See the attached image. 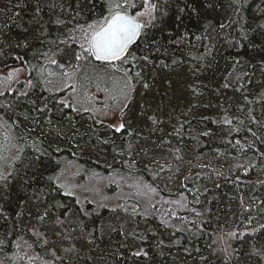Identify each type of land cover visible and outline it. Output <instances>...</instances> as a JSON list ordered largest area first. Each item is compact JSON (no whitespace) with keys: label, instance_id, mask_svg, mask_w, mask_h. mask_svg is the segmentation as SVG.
I'll use <instances>...</instances> for the list:
<instances>
[{"label":"trees","instance_id":"trees-1","mask_svg":"<svg viewBox=\"0 0 264 264\" xmlns=\"http://www.w3.org/2000/svg\"><path fill=\"white\" fill-rule=\"evenodd\" d=\"M17 3L27 6L14 7ZM33 3L34 0H0V10L20 13V18L17 20L19 27L13 26L11 30H6L5 34L0 36V41L13 44L16 41H29L33 44V48L40 47L34 39L35 36L40 35L39 26L31 22ZM202 3L203 0H193L197 8H200ZM258 3H264V0H258ZM65 5L72 9L76 7L75 0H65ZM173 12L174 9L169 17L165 18V23L162 25L164 31L154 30L160 52H149L142 46L136 53L138 56L149 55V62L140 61L133 69V72H140L141 79L139 82H134L135 91L130 93L132 97L119 117L120 124L125 125L123 131L116 132L115 127L117 126L104 121L98 123L100 119L83 111L79 115L73 113L71 121L56 119L54 118L56 109L51 104L49 107L52 112L49 115L53 116L52 125L46 122L33 125L32 119L46 121L48 117L36 112L29 113L28 109L32 107L27 102L29 98H19L24 103L17 107V113L21 119L23 115L30 117V120L23 121L19 131L23 132L26 126L34 128L35 134L28 140L29 144L38 137H46L43 146L47 147L51 142L52 148L48 149L49 152L57 146L62 149L60 153H55L56 159L61 161L58 171L63 169L62 181L71 185L73 189L78 187V182L82 181L83 177H92V183L96 182V178L100 180L102 177L112 176L119 178L127 185H135L134 182L143 181L157 187L158 193H150L148 196L138 195L137 188L133 186L125 193L129 200L127 202L124 199L119 200L128 205L137 202L147 205L150 197L151 202L157 203L159 211L155 217H150L147 227L156 230L159 220L167 218L168 211L186 217V221L193 219L197 221V226L194 227L186 221L173 219L171 223L175 227L160 228L154 239L151 233L148 234L149 239L146 242L134 240L131 235L126 239L125 236L110 229H119L123 225L125 232H143L146 225L140 217H136L135 222H132L122 211L119 215L109 212L108 209L121 205L117 204L115 199L110 200L111 203L103 201L102 203L107 207L102 208L98 207L101 204L98 201L100 197L94 198L91 194L79 197L75 193L76 198L81 202L80 206L98 210L99 215L94 216L93 220L95 226L102 228L104 232L99 249L91 252L85 248L80 264H205L201 260L202 255L209 256L211 264H223L217 254L210 255L211 249L223 247L227 241L232 248L237 249L236 255H239L243 248L242 242L228 241L226 233L239 232L248 226L249 213L243 210L244 207H251L250 214L257 219L261 216L259 209H264V204H261V201H264V184L259 182L264 180L262 166L257 164L255 169L245 174L244 169L236 167L238 163L247 164V159L243 154L231 152L225 156H217L214 151L219 148L221 152H225L222 140L242 138L246 135L247 121L244 125H240L234 119L233 126L239 127L241 131L239 134L232 133L231 135H228V126L222 125L220 121L226 114L243 119L244 114L238 110L244 106L243 97L247 95L249 100L255 102L260 93L264 92V75L258 68L251 76V83H249V77L244 75L245 72L253 71L251 65L259 61V55L252 50L250 45L234 48L224 44L223 41L216 45L211 55H208L207 49L201 47L200 42L195 39L201 34L200 21L197 17L186 15L183 22L179 23L175 20ZM205 14L209 18L215 15L211 10H205ZM5 18L6 16L0 12V22ZM47 18L48 13L45 9L43 19L47 20ZM228 33H230L229 38L236 35L232 29H228L225 34ZM169 34L175 42L169 43ZM183 34H187V38L181 40L180 37ZM255 40L259 44L261 38L257 36ZM211 43L212 41L209 40L203 41L206 46ZM33 48H10L5 44L0 51V69L21 65L28 68L29 79L34 78L36 73L31 65L37 64V59L33 58ZM254 56L255 59H253ZM16 57H23L24 62L22 63ZM173 60L180 63L173 64ZM236 60L240 63L236 64ZM162 61L163 64L169 66L164 67ZM226 81L231 84L228 88L223 87ZM144 83L149 85L147 89L143 88ZM41 92V88L35 89V94L30 99L40 96L41 106H43V96H47L48 93L43 92V95H40ZM17 99L14 95L0 96V104H15ZM247 107L255 108L257 114L260 111V106L255 103ZM147 116H155L161 123L154 126ZM181 125H183L181 136L169 135ZM56 129L62 131L61 136L56 135ZM205 131L215 133L211 141L209 137L202 135ZM161 137L165 141L170 140L172 146L181 148L183 162L175 161L169 156L168 145H165L163 150L156 147L160 142L158 138ZM0 143H3L2 138H0ZM129 145L132 147L129 148ZM145 151H147V156L144 155ZM121 152L123 156L119 154ZM248 155L251 156V153ZM133 156L137 161V166L129 170L126 162ZM233 156L236 157L235 160L232 159ZM151 157L159 159L161 163L167 159L173 171L171 173L165 171L161 173V178H157L155 167L148 163ZM252 160L256 163L254 157ZM208 162H210L209 167L202 166ZM177 168L179 171H176ZM213 169L222 172L223 176H216ZM51 174L50 170L45 171L43 177L38 176L27 182L17 179L4 193H0V196L6 197V200H0V203H4L9 216L6 221L0 220V237L12 232L14 221L17 230L24 227L27 223L28 212L31 210V204L28 203L29 198L41 195V190L48 191L45 187L46 177ZM28 175L31 176V172ZM169 176H171L170 180ZM209 176H211L210 179ZM184 184L192 191L189 192L182 188ZM216 184H219V187H216ZM105 188L109 192L108 188ZM196 189L200 190L199 203L195 202ZM181 192L186 196V202H191L190 208H195L197 211L208 210L203 217L195 218L191 212L163 203L164 200L179 199ZM52 195H55L58 201L73 203L72 197H63L54 192ZM241 200H243V206ZM20 211L24 212L22 220L15 216ZM252 222L255 223V220ZM201 224L203 232L198 231ZM220 237H224V240H220ZM159 240H163V245L157 248L156 244ZM176 241L178 243H174ZM213 241L216 243L213 244ZM124 245L127 247H123ZM140 247L148 251V257L132 255V252L139 250ZM23 250L27 251L26 246ZM117 250L123 255V259L119 255L115 257L111 255ZM12 251H9L8 255H11ZM3 255L0 253V259ZM93 256L94 260L91 259ZM5 264L8 262L6 261ZM19 264H25V262L20 261ZM232 264H236V261L233 260Z\"/></svg>","mask_w":264,"mask_h":264},{"label":"snow or ice","instance_id":"snow-or-ice-1","mask_svg":"<svg viewBox=\"0 0 264 264\" xmlns=\"http://www.w3.org/2000/svg\"><path fill=\"white\" fill-rule=\"evenodd\" d=\"M75 4L76 7L72 9L66 7L65 0H34L31 22L39 26L40 35L34 37L40 45L38 48H33V44L29 41H16L14 44L0 41V51L5 44L10 48H33V58L37 59V64L31 65L36 75L26 82V91L0 92V96L14 95L18 98L15 104H0V138L3 140V143H0V193H4L17 179L27 182L38 176L43 177L45 171L50 170L52 173L46 177L45 187L48 191L41 190V195L29 198L28 203L31 204V210L28 212L27 223L24 227L17 230L14 221L12 232L0 237V253L4 254L0 259V264H5L6 261L8 264H19L20 261H24L25 264H80L83 250L85 248L91 252L98 250L104 235L103 229L97 228L93 220L94 216L99 215L98 210L80 206L81 202L76 198L72 186L62 181L63 169L58 171L61 161L55 156V153H60L62 149L57 146L49 152L48 149L52 148V143L49 142L47 147H44L46 137H38L29 144L28 140L35 134L34 128L26 126L23 132L19 131L23 121L30 120L29 115H23L21 119L16 111L17 107L24 103L19 100L20 97L29 98L27 102L32 105L28 109L29 113L36 112L48 117L46 121L32 119L33 125L44 122L52 125L53 116L49 115L52 112L49 104L56 109L54 118L59 120L71 121L73 113L79 115L82 111L94 116L93 109L85 106L84 100L81 99L80 89L87 88L88 85H94L97 92H103L117 107H120V102L127 101L129 94L135 91L134 82H139L141 79L140 72H133V69L140 61L149 62V55L138 56L137 51L143 46L149 52H160L154 30L164 31L162 25L173 9L174 18L179 23L183 22L186 15L197 17L200 21L201 34L195 39L200 42L201 47L207 49L208 55L212 54L213 49L221 41L234 48L250 45L252 50L259 55V61L251 65L253 70L251 73L245 72L244 75L249 77V83L257 68L264 75V55H261L264 53V3H258V0H203L200 8L194 6L193 0H75ZM26 6V4L17 3L14 7ZM45 9L48 13L47 20L43 19ZM253 9L255 11H252ZM205 10H211L215 15L209 18ZM0 12L6 16L0 22V36H3L6 30H11L13 26L19 27L17 24L20 18L19 12H11V10H0ZM247 13L251 14L246 15ZM228 29L234 30L236 35L229 38L230 33L225 34ZM257 36L261 38L259 44L255 40ZM186 38L187 34L180 37L181 40ZM204 40L212 41V43L206 46L203 44ZM173 42L175 41L169 34V43ZM16 58L24 62L23 57ZM193 59L196 58L193 57ZM161 63L163 64V61ZM172 63L180 62L173 60ZM235 63L239 64L240 61L236 60ZM163 66L168 67L169 65L163 64ZM12 75L13 72H9V78ZM230 86L228 81L223 85L224 88ZM148 87L147 83L143 84V88ZM38 88L42 89L40 95H43V92L48 93L47 96H43V106H41L40 96L30 99L35 94L34 90ZM193 91L195 92V89ZM86 100L93 102L95 97L88 96ZM253 103L260 106L258 114L255 108L247 107ZM243 105L238 109L244 114L243 119L226 114L220 123L228 126V135H231L232 133L239 134L241 131L239 127L233 126L234 119L240 125H244L247 121L246 135L242 138L222 140L225 152H221L219 148L214 151L217 156H225L231 152L243 154L247 159V164L238 163L236 167L244 169L247 174L249 170L255 169L257 164L261 165L264 170V92L260 93L255 102L245 95ZM123 107H127V103L123 104L121 111ZM245 108H247L246 111ZM147 119L154 126L161 123L155 116H147ZM97 122L102 123V121ZM182 128L183 125L174 129L169 135L181 136ZM124 129L123 123L115 127L116 132ZM56 135L61 136L62 131L56 129ZM202 135L209 137L211 141L215 133L205 131ZM158 139L160 142L156 145L157 148L163 150L165 145H168L169 156L175 161L183 162L181 148L172 146L170 140L165 141L162 137ZM131 147L129 145V148ZM249 153L251 156L248 155ZM119 154L123 156V152ZM144 155L147 156V151ZM253 157L256 163H253ZM232 159L235 160L236 157L233 156ZM148 163L155 167L157 178H161V173L165 171L170 173L173 171L167 159L161 163L159 159L151 157ZM126 166L129 170L137 166L134 156L129 158ZM202 166L209 167L210 162ZM176 171H179V168ZM212 171L216 176H223L222 172L215 169ZM29 172L31 176L28 175ZM168 179L170 180L171 176ZM225 179L228 178L225 177ZM259 182L264 184V180ZM133 186L137 188L138 195L148 196L150 193H158L157 187L143 181L129 185V187ZM216 187H219V184H216ZM182 188L189 192L192 191L186 184L182 185ZM205 191L208 190L205 189ZM53 192L63 197H72L73 203L68 204L56 200V196L52 195ZM199 194L200 190L196 189L194 194L196 203H199ZM179 197L176 200H164L163 203L191 212L195 218L203 217L208 211L207 209L197 211L195 208H190L191 202H186L187 198L183 192L179 193ZM0 200H6V197L0 196ZM241 204L243 206V200ZM261 204H264V201H261ZM98 207L106 208L107 206L101 203ZM243 210L249 213L248 226L239 232L226 233L228 241L242 242V251L236 255L237 249L232 248L225 241L223 247L211 249L210 255L217 254L223 264H232L233 260L236 264H249V262L250 264H264V209H259L261 211L259 219L250 214L251 207H244ZM108 211L114 215H119L122 211L132 222H135L136 217H140L146 225L143 232H125L123 225L119 229L110 230L117 231L126 239L131 235L134 240L141 242L149 239V233L154 239L160 228L175 227L171 223L173 219L186 221V217L168 211L167 218L159 220L156 230L147 227L150 217H155L159 211L158 204L151 202L150 197L147 205H141L139 202L132 205L125 203L110 208ZM15 216L22 220L24 212H17ZM7 219H9L8 210L4 203H0V220L6 221ZM253 220L255 223L252 222ZM186 222L194 227L197 226L196 219ZM203 230L201 224L198 231L203 232ZM219 239L224 240V237ZM215 243L216 241H213V244ZM161 245H163V240H159L156 247L160 248ZM25 246L27 251L23 250ZM13 249L15 251H12ZM9 251H12L11 255H8ZM100 251L103 252V250ZM111 255L114 257L119 255L123 259L119 250ZM132 255L148 257L149 253L140 247L139 250L132 252ZM91 259L94 260L95 257ZM201 260L205 264H211L209 256L202 255Z\"/></svg>","mask_w":264,"mask_h":264},{"label":"rangeland","instance_id":"rangeland-1","mask_svg":"<svg viewBox=\"0 0 264 264\" xmlns=\"http://www.w3.org/2000/svg\"><path fill=\"white\" fill-rule=\"evenodd\" d=\"M17 69H19V71H15ZM9 72H13L11 78H9ZM28 80L29 75L27 67L17 65L14 67L5 68L3 70L0 69V92H14L15 90L20 92L26 91V82ZM80 93L81 99L84 100L85 106L93 109L96 119H100V121H104L105 123H111L117 127L120 125L119 117L122 112L121 107L124 103L128 104V101L132 97V95L129 94V99L127 101L122 100L120 102L121 106L117 107L115 103L111 99H108L103 92H97L94 85H88L87 88H81ZM88 96H94L95 100L93 102H88L86 100V97ZM125 108L126 107H123V110ZM78 183L79 185L78 187L74 188V191L79 197H86L87 195L89 196L91 194V196L94 198L96 196L100 197L98 200L100 203L103 201L105 203H111L112 201L110 200L115 199L117 204H123V201L121 202L119 199H124L125 202L129 200L128 195L125 193L131 187L115 176L110 178L102 177L100 180L96 178V182L94 181V183H92V177H83L82 181ZM105 187L108 188L109 192L105 190Z\"/></svg>","mask_w":264,"mask_h":264}]
</instances>
